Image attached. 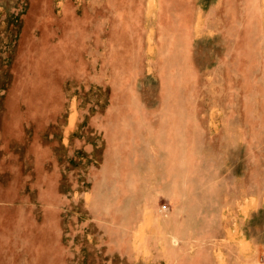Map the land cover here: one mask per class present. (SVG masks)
I'll return each instance as SVG.
<instances>
[{
  "label": "rangeland",
  "instance_id": "rangeland-1",
  "mask_svg": "<svg viewBox=\"0 0 264 264\" xmlns=\"http://www.w3.org/2000/svg\"><path fill=\"white\" fill-rule=\"evenodd\" d=\"M164 1L0 0V264H264V0Z\"/></svg>",
  "mask_w": 264,
  "mask_h": 264
},
{
  "label": "crops",
  "instance_id": "crops-1",
  "mask_svg": "<svg viewBox=\"0 0 264 264\" xmlns=\"http://www.w3.org/2000/svg\"><path fill=\"white\" fill-rule=\"evenodd\" d=\"M165 1L163 0V2L162 3H164ZM171 112V111H170ZM152 118H154V117H152ZM150 122H151V124H152V126H151V129L152 130H148L147 131V133L149 134V136L153 139V138H157L158 136L157 135H160L164 130H163V128L164 127H166V128H169V126H168V123L169 124H172V122H171V120L169 121V118H168V120H167V117L165 118V120H163V121H155V124L154 123H152V122H154V119L153 120H150ZM108 140V139H107ZM108 142H109V145H110V147H111V141L110 140H108ZM112 144L114 145V141H112ZM145 154H146V152H145ZM147 156H150V158L151 159H153V155H152V153L150 152H148V155Z\"/></svg>",
  "mask_w": 264,
  "mask_h": 264
},
{
  "label": "bare ground",
  "instance_id": "bare-ground-1",
  "mask_svg": "<svg viewBox=\"0 0 264 264\" xmlns=\"http://www.w3.org/2000/svg\"><path fill=\"white\" fill-rule=\"evenodd\" d=\"M154 3H155V0H150V3H149V9H150V12H149V14H151V11H152V9H153V7H154ZM184 20H186V22H184ZM191 22H192V20H191V18L190 17H188L187 18V16L183 19V23H182V27L187 31V33H189L190 34V32H191Z\"/></svg>",
  "mask_w": 264,
  "mask_h": 264
}]
</instances>
